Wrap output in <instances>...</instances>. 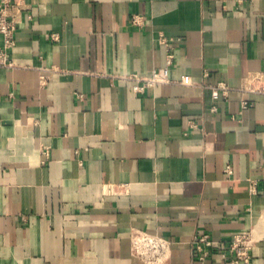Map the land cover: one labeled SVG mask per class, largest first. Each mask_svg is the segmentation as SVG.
<instances>
[{
  "label": "crops",
  "instance_id": "1",
  "mask_svg": "<svg viewBox=\"0 0 264 264\" xmlns=\"http://www.w3.org/2000/svg\"><path fill=\"white\" fill-rule=\"evenodd\" d=\"M21 2L0 64V264H223L245 231L264 264V91L247 88L264 0ZM134 229L171 239L167 260L133 255Z\"/></svg>",
  "mask_w": 264,
  "mask_h": 264
},
{
  "label": "built area",
  "instance_id": "2",
  "mask_svg": "<svg viewBox=\"0 0 264 264\" xmlns=\"http://www.w3.org/2000/svg\"><path fill=\"white\" fill-rule=\"evenodd\" d=\"M27 8V4L21 0H0V34L3 38V45L0 47V64H10L6 49L15 42L17 25L20 22L22 11ZM172 54L168 53L167 64L171 63ZM167 67L153 71L151 76L144 79L146 83L165 80L167 78ZM252 91H264V70L255 73L247 86ZM214 96L220 90L223 96H227L230 87L225 82H218L214 86ZM247 101H243L245 106ZM225 172H230L228 166ZM255 187V182H251V189ZM131 249L133 255L147 263H163L167 260L172 245V240L148 233L143 230L134 229L130 236ZM198 251L199 259H203L206 252L204 246H214V241L207 234L196 235L192 241ZM252 237L249 231L236 233L231 238L227 253H222L223 264H251Z\"/></svg>",
  "mask_w": 264,
  "mask_h": 264
}]
</instances>
